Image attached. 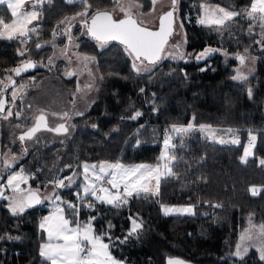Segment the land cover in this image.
Here are the masks:
<instances>
[{"label":"trees","instance_id":"trees-1","mask_svg":"<svg viewBox=\"0 0 264 264\" xmlns=\"http://www.w3.org/2000/svg\"><path fill=\"white\" fill-rule=\"evenodd\" d=\"M93 1L101 5L108 2L110 6L116 2ZM139 1L145 10L151 8V0ZM251 3L252 0H182L179 16L189 57H164L146 71L133 67V57L118 41L98 47L87 38L80 49L94 55L101 78L90 108L73 118L67 133L46 128L25 143L17 136V127L30 125L37 110L50 108H40L48 103V95L54 97L74 84L75 77L64 72L63 60L52 70L44 64L52 48L42 43L48 41L57 21L78 3L66 7L64 0H55L53 10H46V18L40 20L28 39L0 37V80L8 83L6 78L15 76L11 70L26 58L38 60L41 65L37 71L17 77L15 86L25 82V77L34 78L27 84L26 96L17 97L14 105L10 95L13 87L4 91L13 115L3 119L0 114L3 184L7 151L19 158L16 168L29 171L33 188L77 176L73 183L67 181L65 187L58 188L64 200L70 197L78 206V215L65 206L67 215L73 221L84 222L94 217L91 222L97 234H106L104 240L112 253L131 264H166L169 255L200 264H262L257 248H251L243 259L234 255L248 216H253L255 224H264V165L260 164L264 159V37L261 29L251 33L247 29L245 13ZM204 4H218L241 15L223 25L201 24L195 16ZM7 12L5 5H0V15ZM188 14H193V21ZM210 46L226 51L197 59V54ZM246 48L257 57L255 69L247 79H234L237 58L233 54ZM17 111L21 112L19 118ZM137 112L141 115L133 119ZM168 123H187L193 128L186 134L171 136L175 147H170L169 154L175 155L176 160L168 167L175 175L162 176L158 194H133L120 207L98 202L92 195L83 200L82 195L74 194L80 188L81 165L85 161L159 163ZM201 125L215 127L221 135L234 129L240 143L234 144L230 139L220 143L200 130ZM249 131L257 137L256 147L254 155L244 163L241 156ZM253 185L263 186L258 194L253 195ZM163 203H191L195 213L165 215L161 210ZM45 204L13 214L8 200H0V264H49L39 255L44 238L40 221L48 211ZM133 217L142 221L143 227L128 236Z\"/></svg>","mask_w":264,"mask_h":264},{"label":"snow or ice","instance_id":"snow-or-ice-1","mask_svg":"<svg viewBox=\"0 0 264 264\" xmlns=\"http://www.w3.org/2000/svg\"><path fill=\"white\" fill-rule=\"evenodd\" d=\"M44 0H36V3L32 5L35 9L36 4H42ZM69 3L74 2V0H68ZM80 3L84 5V9L81 12L75 14L72 17H65L60 23L66 25L62 30L65 35H68L69 44H72V37L70 35L71 22L77 17H84V25L87 28L88 34L95 40L100 42L101 46L107 44L111 41H118L120 44L125 46V51L129 56L133 57V67L139 71V65H143L145 61L150 64H156L161 59V54L164 52L165 46L168 42V37L173 32V13L176 11V5L178 0H172V9L164 13L160 18L159 29L156 31L150 30L145 27L143 23L137 20L133 14L132 9L137 7H142L131 0V2L125 7L121 6L120 11L125 13V18L114 19L113 15L107 11L95 10L94 14L90 17L89 23V10L92 9V5L89 0H79ZM153 5L156 0H152ZM24 4V0H0V5H5L10 9L11 22H6L3 17H0V37H6L12 39L15 36L28 38L30 31H35V28H28L34 20L39 18V12L32 11H21ZM154 10V9H153ZM220 15L216 17L212 22L217 25H223L227 20L241 15L238 11H227L224 8L216 9ZM247 18L251 21H258V24H249L248 31L251 33L253 28L258 26L261 29V35L264 36V0H252L250 9L246 10ZM206 21L204 19L200 20L201 24ZM181 27L183 25L181 24ZM57 35L54 31L53 36ZM23 42V41H22ZM260 43V41H257ZM40 47V45H37ZM179 47V45H177ZM67 49L61 50L62 55H67ZM216 51L214 49H206L201 52L197 59L205 57L208 52ZM247 51V49H245ZM25 53L20 52L23 56ZM182 58V57H181ZM84 61L94 60V57H82ZM241 64L245 62L246 57L243 55L238 56ZM49 64L52 63V59L49 58ZM36 62L32 60L25 61L22 65L13 68L11 71L15 75L19 76L22 72L27 71L30 68H34ZM234 79H247L242 73L233 77ZM5 83L0 80V86H2L3 91H0V114H2L3 119H8L13 115L11 108L5 111L6 105L9 103L8 99L4 95L9 87H14L16 81L8 76ZM26 86L21 85L19 89H16L11 93V101L14 105L17 99V92L24 89ZM249 96L252 95L251 89L248 91ZM28 107H31L29 105ZM17 118L20 117L21 112L17 111L15 113ZM140 112H137L135 117H139ZM68 118V113L65 112L62 115V119ZM41 126L47 128L46 115L43 111L37 117L36 124L30 128L26 133L22 134L19 139L24 141L26 138L30 139L32 136L40 130ZM193 128L192 124L187 126H176L173 125L170 129L171 132L176 134H186ZM210 129L211 126H200V130ZM48 131L55 132H68V127L61 123L55 128H47ZM228 133L235 135L236 130L227 129ZM215 139V136H213ZM256 136L249 131V142L248 146L244 149L243 156L241 159L247 162V158L252 155L251 149L256 141ZM171 136H168L164 140V154L160 157L161 160L165 161L164 172H161V165L157 164L155 166L147 164H135V165H124L123 163L117 162H101L99 166L93 164L89 165L87 163L83 164L84 179L88 184L83 189L84 195L87 196L89 193L96 196L97 191L104 193L103 196H96V198L102 202L120 207L123 204H127L128 198L133 196V194L139 195L141 193H149L153 191L150 187L152 182L155 181V194L159 193V184L161 175H175L168 164L176 160L175 155H170V147H175L170 144ZM220 143H226L224 139L219 140ZM234 144H239L238 138H233L231 140ZM26 151V150H25ZM14 160L15 157H12ZM5 164L8 165V158L5 156ZM260 164L264 165V159L260 160ZM68 167H71L69 165ZM91 169V176H89V170ZM23 169L7 178V187L12 189L14 195L12 197H7L4 195L5 185H0V197L9 199L11 202L8 207L13 214L23 213L26 209L33 207L36 204L42 203V199L37 194V192L28 191L26 194L23 189H21V183H26V177L22 175ZM75 175V174H73ZM107 180L105 181V178ZM65 180L71 184L73 182L72 176H67L60 178L55 181H51L55 188L65 187ZM106 182L110 185L111 189H115V192H111L110 188L104 187L103 183ZM253 195L257 194L255 188L252 189ZM79 196L80 194L77 193ZM55 199L53 204L55 205L53 213L49 216L43 218L40 224L41 229L45 230L47 233V242L41 245L39 255L44 258L49 264H122V261H118L112 256L109 250V244L104 242V235L106 234H96L94 228L91 224V220L94 217L89 218V222L81 224L79 222L73 227L72 221L68 219L65 215L64 208L60 204H65L67 208L71 209L75 215H78V206L74 203L63 201L61 197L53 192ZM59 201L60 203H57ZM89 208L93 205L88 204ZM220 205H217L219 207ZM165 214L176 213H186L194 214V207H180V208H163ZM111 227V225H109ZM143 222L132 221L131 230L128 236L137 234L138 230L142 229ZM127 237H125V240ZM241 244L236 246V251L234 255L243 259L247 254L250 247H258L260 253V260L264 261V224L259 226L251 225L242 235ZM124 242V241H121ZM169 264H184V261L179 259H169Z\"/></svg>","mask_w":264,"mask_h":264},{"label":"rangeland","instance_id":"rangeland-1","mask_svg":"<svg viewBox=\"0 0 264 264\" xmlns=\"http://www.w3.org/2000/svg\"><path fill=\"white\" fill-rule=\"evenodd\" d=\"M25 1L26 0H24V3H25ZM89 1H92V0H89ZM178 1H179V3H177L176 11H175V13H176L175 31L171 35V38H170L169 42L167 43V45H166V47L164 49V52H163V54L161 56V59L164 58V57H168V58H171V59H174V60H180V59L189 57V54H190L189 51H188V47H187V36H186L184 28L181 27V24L183 25V23H182V20H181V18L179 16V5H180V2L182 0H178ZM130 2H131V0H116L115 4H113L111 6H114V8H112V9H114V13L117 14L118 17H121V16L125 17V13L120 11V7L121 6H125L126 7ZM135 2L138 3L139 5H142V7H137V8H133L132 9L134 16L137 19H139L143 24L148 25V26H152V27H158L160 15L164 11L168 10L169 8H171V6H172V0H156V3L154 5H153L152 0H151V8L148 9V10H145L144 9L145 5H144V3L142 1L135 0ZM96 4L98 5L96 8H99V6H102V5H104V7H102V8H105V7L109 6L108 2L106 3V5L105 4L101 5L100 3H96ZM27 7H28V5L24 9L23 6H22L21 11H32V10H35L37 12L40 11L37 8L33 9L31 6L28 9H26ZM5 8L7 9L8 12L5 13V14L2 13L0 15V17H3L6 22L10 23L11 19H12L11 15H10V9H8L6 6H5ZM218 8H224L227 11H234L232 9H229L227 7H224V6H221V5H218V4H204V6H202L201 12L198 13V15L195 16V21L200 23V20L204 19L206 21L204 24H206V25L215 24L212 21L216 17H218L220 15V13H218L216 11V9H218ZM40 9L44 10V8H42V7H40ZM83 9H84V5L82 3H78L76 5V7L73 9V11L69 15H64L62 18H60L57 21L58 23L56 22L57 24H56L55 28L53 29L52 34H51L50 38L48 39V41L42 43L43 46L44 45H49L52 48V50H51L52 53H51V56L49 57V58L52 59V63L49 64V62H48L49 59H48L47 61L44 62V64L49 69L52 70V67H54V65H56V63H58L59 61L61 62V60H63V62L66 63V65L64 67V72L66 73V75L75 77V81H74V84L72 86H68L67 88L63 89V91L57 92L54 97L51 94L48 95L46 97L48 103L40 107V108L47 107V105H48V107H50V108H48L46 110V112H47V114L49 116V122H50L51 126H55L58 122H60L62 120L64 121L65 119H62V115H63V113L67 112L68 113V118H66V120L68 121V124L67 123L66 124H67V127H68V131H69V128L71 126L70 125V120L73 122V118L75 116L84 113L85 111H87L90 108V106H91V104L93 102V99H94L93 98V93H94V91L97 88V83L101 79L100 78V74H99V70L97 68V60L94 57V55L88 54L86 51H84V50H82L80 48H77L76 51L75 50L71 51V53H73V55H75V56H68L69 60L65 56H61L62 55L61 50L64 49L63 48L64 44H62L64 42V40L61 39V37H62L61 30H62L63 27H65V25L61 24L60 22L62 20H64L65 17L75 16L76 13L83 11ZM4 12H6V11H4ZM187 17L193 21V14H188ZM38 19L34 20L30 25H33L34 23L38 22ZM246 19H247V29H248L250 23L251 24H258V21L249 20L247 18V14H246ZM30 25H28V28L30 27ZM257 29H260V28L258 26H256V27L253 28L252 31L255 32ZM54 31L57 33V35H55V36H53V32ZM31 34L32 33L30 31L28 38L31 36ZM16 37H19V36H15L13 38H16ZM262 37H264V36H262ZM28 38H25V39H28ZM79 45H80V43H79ZM177 45H179V47H177ZM73 46H74V43H73L72 47ZM105 46H107V44H104L103 46H101V44H100V47H105ZM123 47H124L123 49L125 51V46H123ZM206 49H214L216 51L208 52V54L205 57L200 58V59H204L207 56L213 55L214 53H216L218 51L223 52V53H225V51H226L225 49L217 47V46H210V47H208ZM206 49L200 51L197 55H199L201 52H204ZM246 49H247V51H245V50L241 51L240 50V51H238L237 54H233V56L237 58V63L235 64V67H236L235 76H237L239 73H242V74H244L245 76L248 77L250 75V73H252L254 71V69H255L256 62H257V57L254 54H252V52L249 50V48H246ZM240 55H243V56L246 57L245 62L243 64H241L240 60L238 59V56H240ZM85 56L94 57L95 59L94 60H89V61H84L82 59V57H85ZM151 66H152V64L146 63V62L143 65H139L138 64V67H139L140 71H144V70L146 71ZM33 78L34 77H25V82H22V84L13 87L12 90H11V93L13 91H15L16 89H19L21 85H25L26 87L24 89H22L19 92H17V97H19V98L25 97L26 96L25 91L27 90L26 89L27 88V84H29V81H31ZM238 80H240V79H238ZM47 81H48V79L45 80V82H47ZM46 84H49V82H47ZM11 105H12V103H11ZM11 105L9 103V106H8L7 110L10 107H11V110H12V106ZM35 115H34V117H35ZM72 122H71V124H72ZM25 128H27V126H18L17 127V136H18V133L21 130H24ZM205 131L212 138H213V136H215L216 140H220L221 138L224 139L225 141L228 140V139L232 140L233 138H238L239 139L238 134H236V133H235V135H233L232 133H227V135L225 134L226 136L223 135V136H219L218 137L215 132H212L211 128L210 129L206 128ZM59 134H62V133H59ZM170 144L172 145V141H170ZM247 146H248V143L246 144L245 148ZM255 147H256V144L251 149L252 155H250L247 158V161H248V159L251 156L254 155ZM164 150L165 149L163 147V151ZM5 156L8 158V165L5 164ZM5 156H4V167H5V170L7 171L6 178H5V185H7V178L10 175H13V174H15L17 172H20V170L23 169L22 175L26 177V183H21V185H20L21 189L24 190L25 194L28 191H32V190H38V191L41 192V195L43 197L42 201H43V203L46 202L44 207L46 209H48V211L42 216L40 224L43 221L44 217L49 216V215H51L53 213V210H54V207H55V205L53 204V200L55 199V197L53 196V192L57 193L61 197V200L69 202V199H71L72 200L71 203H74V199H72L70 197L69 198L66 197V199L64 200L65 197L59 193L58 188H55L53 183L47 184L44 188H39V189L33 188L31 186V175H30L29 171H27L23 167H17V168L15 167V164L18 162L19 158L17 156H15L14 153L11 154L9 151H7L5 153ZM242 156H243V154H242ZM12 157H15V159L13 160ZM104 161L113 162V161H109V160H101V161H92V160H90V161H85V162L82 163L81 171H80L81 172V174H80V176H81V184H80V188L76 189V192L74 193L75 195H77V193H79L80 195H82L81 199H83V200H84V197H86L84 195L83 189L88 184V182L85 181V179H84L83 164L87 163L89 165L95 164V165L99 166V164L101 162H104ZM123 164H125V165H135V164H126V163H123ZM162 164L164 166L165 161H162V162L160 161V165L161 166H162ZM89 176H91V169L89 170ZM73 178L75 180L78 179L77 176L76 177L72 176V180H73ZM106 180H107V177L105 178V181ZM66 182H67V180H65V183ZM103 186L110 188V185H108L106 182L103 183ZM262 187L263 186H261V185H253L251 187V191H252L253 188H255L257 190V194H258ZM110 191L111 192H115L116 190L110 188ZM13 195H14V193L12 192V189L10 187H8V191L6 192L5 196L12 197ZM88 195H91V193H89ZM103 195H104V193L99 192V191H97V193H96V196H103ZM92 196L95 199H97L96 196H94V195H92ZM81 199H78V201L81 200ZM7 200H8V205H9V203L11 201L9 199H7ZM98 202L106 203V202H102L100 200H98ZM57 203H60V202L57 201ZM60 206L64 208V212H65L66 217L73 222L71 226L74 227L77 222H79L81 224H85V223L89 222V221L84 222V221H79V220L73 221L67 215L66 208H65L66 205L65 204H60ZM165 206L169 207V208H180V207H189V206H193L194 207V205L191 204V203H163V204H161V210H162L163 214H165V212L163 210V208ZM194 213H195V207H194ZM179 214L180 215H192V214L176 213V212H173V213H170V214H165V215H179ZM133 220H136L137 222H140V220L137 219L136 217H133L132 221ZM253 221H254L253 216L249 215L248 216V225L242 231L241 235L247 229H249L250 222H251V225H256V226L261 225V224H255ZM91 224H92V222H91ZM92 226L94 228V232L97 234L96 229H95L93 224H92ZM43 231H44V238H42V240H41L40 248H41L42 244L47 242V233L45 232V230H43ZM241 235H240V238H241ZM104 242L108 243L105 240H104ZM238 244H241V239H239ZM251 248H257L255 250L257 251V254H259V256H260V253L258 251V247H255V246L254 247H250L248 252L250 251ZM109 250H110V252H111L113 257H115L118 261H122V264H131V263H129V262L123 260V259H120V258L116 257L112 253L110 246H109ZM262 264H264V262H262Z\"/></svg>","mask_w":264,"mask_h":264},{"label":"flooded vegetation","instance_id":"flooded-vegetation-1","mask_svg":"<svg viewBox=\"0 0 264 264\" xmlns=\"http://www.w3.org/2000/svg\"><path fill=\"white\" fill-rule=\"evenodd\" d=\"M55 0H45L42 4H36V7L35 8H37V9H39L40 11H39V19H38V22H36V23H34L33 25H30V27H29V29H31V28H35V30H36V28H37V25H39L40 24V20L41 19H44V18H46V10H53V7L55 6V4H53V2H54ZM64 2L66 3V7H68V5H70V6H74V5H76L77 3H80L79 2V0H74V2H72V3H69L68 2V0H64ZM36 3V0H26L25 1V3H24V5H23V8L25 9V7L28 5V7L26 8V9H28L30 6L32 7V5L33 4H35ZM89 3L92 5V3H99V2H96V1H89ZM40 7H42V8H44L45 10H41L40 9ZM112 8H114V6H108V7H105V8H96V7H94V6H92V9H90L89 10V17H88V19H89V22H90V17H91V15H93L94 14V11L95 10H109V11H111V12H113V15H114V17L115 18H121V17H118V15L117 14H115L114 13V9H112ZM171 8H172V6H171ZM170 9V8H169ZM70 13L69 12H66L65 13V15H69ZM85 18L84 17H78V18H76L75 20H73L72 22H71V29H70V35H71V37H72V44H69V39H68V35H65L64 33H63V29L66 27V25H65V27H63L62 28V30H61V33H62V37H61V39H63L64 40V42L62 43V44H64V49H67L68 51H67V55H61V56H65L68 60H69V57L68 56H75V55H73V53H71V51L72 50H77V48H80V46H81V43L84 41V40H86L87 38H89V39H91L92 41H94V44L96 45V46H98V47H100V42H98L97 40H95L93 37H91L89 34H88V32H87V28H86V26L84 25V23H83V20H84ZM139 20V19H138ZM140 21V20H139ZM159 25V24H158ZM55 28V27H54ZM38 35V34H37ZM37 35H35V36H37ZM113 42H117V41H111V42H109V43H107V45L109 44H112ZM73 43H74V46L72 47V45H73ZM79 43H80V45H79ZM77 56V55H76ZM28 59H31V58H26L24 61H26V60H28ZM24 61H22V62H24ZM21 62V63H22ZM35 62H36V65H37V67H40L41 65H40V62H38V60H35ZM20 63V64H21ZM19 64V65H20ZM18 65V66H19ZM37 71V70H36ZM32 73V72H31ZM29 74V73H28ZM9 88H11V87H9ZM48 108H45V109H40V110H38L37 111V114L35 115V117H34V119H33V121H32V123L30 124V125H28L27 126V128H25L24 130H21L19 133H18V135H19V137L22 135V134H24V133H26V131L30 128V127H32L33 125H34V123H35V121H36V119H37V116L40 114V111L42 110L43 111V113H45L46 115H47V118H48V122H49V116H48V114H47V112H46V110H47ZM62 122H65V123H67L68 124V121L65 119L64 121L62 120V121H60V122H58L55 126H52V127H56L58 124H60V123H62ZM71 120H70V125H71ZM49 124H50V122H49ZM66 124V125H67ZM50 126H51V124H50ZM41 130H46V129H40V130H38L33 136H32V138L34 137V136H36V134L38 133V132H40ZM54 132V131H53ZM26 140H28V138H26L24 141H22L23 143H25L26 142Z\"/></svg>","mask_w":264,"mask_h":264},{"label":"water","instance_id":"water-1","mask_svg":"<svg viewBox=\"0 0 264 264\" xmlns=\"http://www.w3.org/2000/svg\"><path fill=\"white\" fill-rule=\"evenodd\" d=\"M172 8H170V9H168V10H166V11H164L161 15H160V18L163 16V14L164 13H166V12H168L169 10H171ZM100 11H107V12H110L112 15H113V13L111 12V11H109V10H100ZM113 18L114 19H123V18H125V17H121V18H115L114 17V15H113ZM136 18V17H135ZM160 18H159V25H160ZM137 19V18H136ZM138 20V19H137ZM173 32H172V34L174 33V31H175V12L173 13ZM90 23V22H89ZM145 27H148L150 30H153V31H156V30H158L159 29V25H158V27H152V26H148V25H145V24H143ZM171 34V35H172ZM171 35L168 37V42H169V40H170V38H171ZM167 42V43H168ZM167 45V44H166ZM166 47V46H165ZM163 54V53H162ZM162 54H161V56H162ZM29 60V59H28ZM30 60H32V61H34L35 62V60L34 59H30ZM27 61V60H26ZM25 62V61H24ZM24 62H22L20 65H22ZM146 63H148L147 61H145ZM19 65V66H20ZM18 67V66H17ZM37 69V65L34 67V68H30V69H28L27 71H25V72H22L19 76H21V75H26V74H28V73H31V72H34L35 70ZM15 74V73H14ZM19 76H17V75H15L12 79L13 80H15L16 81V79H17V77H19ZM9 83V82H8ZM4 95H5V97L8 99V93L7 92H4ZM8 101H9V99H8ZM8 106H9V103L6 105V107H5V111L7 110V108H8ZM45 114V113H44ZM46 115V114H45ZM38 117V116H37ZM37 120V119H36ZM62 123H64L65 125H66V123L65 122H62ZM36 124V121H35V123H34V125ZM46 124H47V128H55V127H52V126H50V124H49V122H48V118H47V115H46ZM61 124V123H60ZM33 125V126H34ZM59 125V124H58ZM57 125V126H58ZM32 126V127H33ZM56 126V127H57ZM67 126V125H66ZM32 127H30V128H32ZM29 128V129H30ZM28 129V130H29ZM40 129H46L45 127H43V126H41V128ZM27 130V131H28ZM26 131V132H27ZM55 132V131H54ZM56 133H58V132H56ZM60 133H63V132H60ZM3 181H4V177L3 176H1L0 177V185H5V184H3ZM8 191V187L5 185V188H4V194L6 193ZM33 192H37V194L40 196V198L41 199H43V197H42V195H41V193L38 191V190H32ZM1 199H3V197H0V200ZM41 204V203H40ZM40 204H36V205H34V206H38V205H40ZM169 259H179V260H182V261H184V264H200V263H197V262H195V261H193V260H190V259H186V258H184V257H182V256H180V255H169V256H167L166 257V264H169Z\"/></svg>","mask_w":264,"mask_h":264},{"label":"crops","instance_id":"crops-1","mask_svg":"<svg viewBox=\"0 0 264 264\" xmlns=\"http://www.w3.org/2000/svg\"><path fill=\"white\" fill-rule=\"evenodd\" d=\"M211 129H212V132H215V133L217 134V132L215 131V130H216L215 127H211ZM217 136L219 137V136H223V135H221V134H217ZM164 151H165V150H164ZM164 151L162 152L161 156L164 154ZM162 161H163V160H161V162H162ZM115 162H117V161H115ZM135 164H147V165L155 166V165H157V164H160V162H159V163H155V164L145 163V162H143V163H135ZM124 165H125V164H124ZM161 172H164V166H163V164H162V166H161ZM162 176H163V175H161V178H162ZM161 178H160V179H161ZM154 186H155V181H153V182H152V185H150V187L153 189V191H151V192H149V193L155 194ZM159 186H160V184H159ZM96 200H97V199H96ZM97 201H98V200H97Z\"/></svg>","mask_w":264,"mask_h":264},{"label":"built area","instance_id":"built-area-1","mask_svg":"<svg viewBox=\"0 0 264 264\" xmlns=\"http://www.w3.org/2000/svg\"><path fill=\"white\" fill-rule=\"evenodd\" d=\"M173 125H176V126H187L189 124L187 123H168L166 126H165V129H164V135H165V138L168 137V136H172L173 135V132L170 131L171 127ZM248 142H249V138H248ZM71 200H69L70 202Z\"/></svg>","mask_w":264,"mask_h":264}]
</instances>
